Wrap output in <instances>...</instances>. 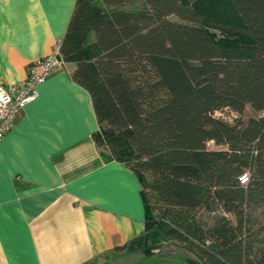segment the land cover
<instances>
[{"label": "trees", "instance_id": "16d2710c", "mask_svg": "<svg viewBox=\"0 0 264 264\" xmlns=\"http://www.w3.org/2000/svg\"><path fill=\"white\" fill-rule=\"evenodd\" d=\"M200 1L77 0L62 55L98 141L143 182L146 231L117 249L173 241L196 251L190 264H264V0H229L226 17ZM103 126L125 146L103 143Z\"/></svg>", "mask_w": 264, "mask_h": 264}, {"label": "crops", "instance_id": "0c3cea01", "mask_svg": "<svg viewBox=\"0 0 264 264\" xmlns=\"http://www.w3.org/2000/svg\"><path fill=\"white\" fill-rule=\"evenodd\" d=\"M76 2L0 0V86L19 87L51 54ZM75 69L66 61L39 84L0 140V264H190L170 253L130 262L117 249L146 231L144 186L98 141Z\"/></svg>", "mask_w": 264, "mask_h": 264}, {"label": "built area", "instance_id": "2783aa9c", "mask_svg": "<svg viewBox=\"0 0 264 264\" xmlns=\"http://www.w3.org/2000/svg\"><path fill=\"white\" fill-rule=\"evenodd\" d=\"M62 48L63 39H57L51 54L40 59L31 67L27 79L19 87L0 86V140L13 125L19 112L37 98V86L45 81L54 70L65 65ZM13 92L15 93L13 94ZM249 178L250 174L246 172L240 177V180L246 184Z\"/></svg>", "mask_w": 264, "mask_h": 264}, {"label": "rangeland", "instance_id": "374dc122", "mask_svg": "<svg viewBox=\"0 0 264 264\" xmlns=\"http://www.w3.org/2000/svg\"><path fill=\"white\" fill-rule=\"evenodd\" d=\"M197 6L201 9H203L204 11L214 15L215 17H226L228 12L225 11L226 8H229V0H203V1H200ZM127 9H130V10H139V9H142L143 8V5L140 1H133V2H130L129 4H127L125 6ZM171 19H174V20H177L178 18L176 16H171L170 17ZM90 40H94L93 38V35L91 37ZM86 48H87V45H86ZM89 49H91V46L89 47ZM250 111H248L249 113ZM216 115L218 117H222V118H226V119H229L230 117L233 118V114L228 111V110H225V111H217L216 112ZM106 126H103L102 127V130L100 132V140L103 142V143H108L109 146H111L112 144H110V141H111V136L115 133V135L119 134L120 135V138L117 139V141L115 142L116 143V148L119 149V148H123L125 146V139H124V135H123V132H120V131H116L114 132L113 134L110 133L107 134V130H106ZM209 147L210 148H217L218 146L214 143V142H209ZM117 146H120V147H117ZM145 182L146 184L149 183V178L146 177L145 178ZM147 192H149V196L151 195V192L149 191V188L147 187ZM154 216L157 218L158 217V212H154ZM161 249L164 250L166 253H170V254H175V255H182V256H185V257H190L192 259H194L195 261H199V258H198V255L196 253L195 250H190L188 249L187 247H183L182 245L180 244H177L173 241H166V242H163L161 245H160ZM128 254H127V259L128 261L132 262L133 260L135 261L136 259H138L139 257H141V250H139L138 248L135 249V248H130V249H127L126 251ZM124 263V262H123ZM127 262H125L126 264ZM203 264V263H201Z\"/></svg>", "mask_w": 264, "mask_h": 264}]
</instances>
